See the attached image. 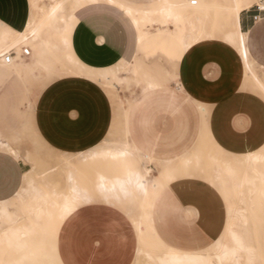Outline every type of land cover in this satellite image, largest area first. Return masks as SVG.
Instances as JSON below:
<instances>
[{"label":"crops","instance_id":"1","mask_svg":"<svg viewBox=\"0 0 264 264\" xmlns=\"http://www.w3.org/2000/svg\"><path fill=\"white\" fill-rule=\"evenodd\" d=\"M166 1L97 0L78 7L74 11L77 21L69 35V48L63 50L73 57L70 60L77 63L79 70L61 71L56 67L51 74L49 66L31 58L30 50L27 56L23 53L17 56L13 51L14 64L0 61V77L9 79L28 74L38 66L45 68L39 75L41 89L32 101L31 113L34 128L49 147L61 153L77 154L78 167L82 163H97V168H114L109 175L94 170L95 191L80 184V168H67L64 188L48 192L34 181L30 169L25 170L10 145L1 139L0 132V202L11 200L26 185H22L23 181L31 179L51 199H58L66 192L75 207L58 230L57 253L62 264H132L138 248L134 220L144 215L147 201L149 225L174 249L204 250L212 242L213 232L224 231L226 205L215 187L200 185L198 180L172 181V190H159L154 197L150 192L146 194L153 181V175L142 169L148 166L146 160L154 156L167 163L174 154L169 150V120L177 122L176 125L184 120L193 122L199 105H211V115L207 118L219 146L243 154L262 143L259 134L234 128L243 114L249 120L263 114L259 112L263 101L254 90V79L245 71V62L234 46L209 39L185 51L177 41L184 52L172 47L166 49L167 53L164 48L159 50L161 62L156 67L135 63L139 45L145 39H168L153 32L163 27L158 9ZM116 2L130 7L131 15L116 6ZM252 4L240 9L238 22L246 34L247 60L261 81L264 11L254 19L257 12ZM233 5V0H208L207 7L214 9L213 14L199 23H226L222 14L230 12ZM29 14V0H0V24L14 31L24 30ZM131 17L151 19L145 26L153 30L150 36L139 38ZM7 37L3 31L0 33L2 54L13 39ZM122 61L125 67L115 76L112 71ZM89 70L95 77L86 79ZM136 70L166 71L173 73V78L165 83L146 80L136 92L132 73ZM126 82L128 87L123 90ZM148 83L154 86L147 87ZM184 110L192 114L190 119L184 117ZM120 136L125 143L110 144L109 141ZM135 158L140 159L138 165L134 164ZM39 254L33 251L32 264H40V259H36ZM19 259L16 264L21 263Z\"/></svg>","mask_w":264,"mask_h":264},{"label":"rangeland","instance_id":"2","mask_svg":"<svg viewBox=\"0 0 264 264\" xmlns=\"http://www.w3.org/2000/svg\"><path fill=\"white\" fill-rule=\"evenodd\" d=\"M168 1L175 2V0ZM44 2H47V0H44ZM253 2L254 0L249 1L248 5ZM213 10V8L207 9V11L201 15V20L207 19V15L213 14ZM222 15V19H225V17L228 18L230 15L229 10ZM70 19H76L75 15L73 14ZM178 23L180 24L179 21L171 20L169 24H173L175 26L174 28L177 29V26H180ZM140 25L143 27V24ZM224 25H226V23H199L198 27L200 31L210 30L215 33L220 32ZM9 30H11L9 27L0 24V33L3 31L5 35L8 36L9 34H7V31ZM151 33L146 36H150ZM11 34V37H15L16 35L15 32H12ZM161 36L167 37L168 39H145L139 45V55L136 57V64H155L154 67H156V64L161 62V54L159 50L163 48L166 53V49H170L171 47L179 50V52H184L178 45L177 40L173 35L161 33ZM163 43L167 44V46H164ZM24 47L31 51V58H34L32 57L33 51L26 42H21L17 46H12L10 44L6 50L7 52L14 51L19 56L23 55L22 48ZM16 51H18V53ZM154 54L155 56H153ZM59 56V60H56V56L53 55L51 61L43 64L50 67L49 69L51 74L55 72L54 70L56 67H58L61 71L62 69L66 71L79 70L80 67L77 63L68 59L65 50H62ZM124 67V65L119 64L116 68H119L121 71ZM44 69L45 68L38 66L28 74H21L13 79L0 77L1 139L10 145L12 151L16 153L17 158L23 163L25 170L27 171L30 169V174L34 181L41 185L46 191H61L64 188V172L67 168H80L82 170L81 179L79 181L80 184L87 186L90 191H95L93 182L95 177L94 170L98 169L103 174L109 175L113 172L114 168L110 166L107 168H97V163H82V165L78 167V162L80 160L77 154H65L52 149L42 140L38 131L34 128L31 113L32 101L34 100L36 93L41 89L42 83L39 80V75H42ZM132 73L135 76L134 80L136 92L140 91L142 84L146 80L154 79L158 82L162 81L165 83L169 82L173 78V73L159 70L148 72L136 70ZM182 75L183 72L181 70V78H183ZM84 77H86V79L94 78L95 73L89 70L87 75ZM260 82L261 84L253 80L256 87L254 90L259 95L258 98L263 101V108L261 107L263 110L261 109L259 111L263 114H258L260 118L250 120L244 118L245 115L243 114V117L234 123V128L236 130H247L253 134L260 135L262 143L257 147V149H247L243 152V154H239L238 152H234L228 148L224 149L219 146L211 133L210 119L207 118L211 115L212 106L201 104L198 107V112L195 114L198 115L195 121L192 122L190 119L192 114L187 113L186 110H184V117H188L190 120L180 121L178 125H176L177 122L174 121L169 120L167 122L169 150L174 153L172 154V159L168 162L169 164L153 156L151 159L146 160L148 166L145 165L142 169L148 170V172L152 175L161 176L159 178L160 181L155 179V183L159 187L158 191L166 189L172 190V181L185 180H198L201 181L198 183L200 185L211 186L213 189L215 187L221 195V201H224L226 205V214H228L227 207L228 209L229 207H233L234 209H243L247 218V233L251 235L252 239L254 238L253 241L255 243L257 240V248H260L259 251H261V254H264V193L261 191L264 189V69ZM127 87L128 84L126 82L122 89L126 90ZM171 106L173 108L175 107L174 104ZM120 109L122 110V105H120ZM261 116H263V118H261ZM230 125H232V123H230ZM119 138L120 139L109 141L110 144L126 142V140L121 136ZM253 154L262 155L263 159L253 161L249 158L250 155ZM134 160V164L138 165L140 163V159L135 158ZM100 163H102V161ZM226 164L231 165L234 169V172L237 174L235 178H229L222 175L215 176L216 171H225L224 169ZM164 171H166V173L170 171L168 174L172 177L170 175L166 177ZM219 179L225 187L219 188V186H217L220 185L218 184ZM228 179H240L242 182L240 184L241 186L239 185L236 190L231 189L228 187L230 182L222 181ZM247 179L249 182H246ZM25 184L26 181L24 180L22 185ZM187 184L190 183H184L183 185ZM154 195H152V197H154ZM241 196L245 197L243 202L240 200ZM60 198H58V201L61 200ZM22 206L23 200L17 196H13V198L9 201L8 208L11 211L12 216H15L16 218V221L13 222L14 225L27 223L26 218H29V215L28 212L22 208ZM146 210L149 211L148 204L146 206ZM227 216L226 219H228L224 228L230 227V222L233 219V216ZM137 218H139V216H137ZM59 227L60 225L58 226L56 233H54L55 235H52L53 233L44 234L36 231L35 233L22 237L11 247H7L1 251L0 264H16V261H18L19 258V260H21L20 264H32L34 259L33 251L40 252L39 256L36 255V259H40V264H62L57 253V235ZM140 227L145 228V225L142 223ZM146 232L145 230L144 232L137 231L138 252L136 253L135 261L132 264H156L157 262L149 258L147 254L157 255L172 249L174 251V248L168 245L166 246L160 237L156 235L157 233L153 231V227H151L149 223ZM224 232L226 231H223V233ZM140 234L143 236L142 239ZM156 237L159 241L157 240L154 242ZM22 245H25L24 248H20ZM18 247L20 249L16 250L15 248ZM175 250L177 251V249ZM208 251L210 250L206 247V250L204 249L197 252L208 253ZM41 253H43V256ZM213 258L214 257L211 256V259Z\"/></svg>","mask_w":264,"mask_h":264},{"label":"bare ground","instance_id":"3","mask_svg":"<svg viewBox=\"0 0 264 264\" xmlns=\"http://www.w3.org/2000/svg\"><path fill=\"white\" fill-rule=\"evenodd\" d=\"M29 1H30V14L24 30L17 32L11 29L7 31V34H9L7 38L11 37L12 32H15L16 35L15 37H11L13 39L12 41H10L11 42L10 44L12 46H17L21 42L24 43L26 42L33 51L32 57L35 58V62L44 64L48 61H51L53 55L56 56V60L57 59L59 60L60 52L63 49L68 48L69 35L73 26L77 21L76 19H70L73 16L74 11L83 4L95 2L97 0H47V2H44V0H29ZM106 1L109 3H114V0H106ZM197 1H198L197 6L196 5L191 6L190 0L188 1L181 0L180 2H177L176 0L175 2H169L167 0L158 9V12L162 17L161 20L163 22L164 27H162L161 29H159L160 27L155 28L154 31L153 30L152 31L153 32L158 31L160 33L173 35L175 39L185 49V51H189L195 44L209 39H219L222 42L228 43L234 46L238 50L241 57L243 58L245 62L244 64L245 71L250 72L254 81L261 84L259 78L252 71L251 65L247 60L248 57H247V49L245 43L246 34L240 30V26L238 22V13L240 9L242 7H246L249 1L251 0L249 1L233 0L234 5L230 9V15L229 17L227 16L228 18L224 19L226 25L223 26L220 32H215V33L214 31H210V30L209 31L199 30L198 25L199 22L202 21L201 15L204 14L208 9L207 7L208 0H197ZM122 4L119 3L116 6L123 7L124 12L127 15H131L132 9L127 5L123 6ZM228 6L229 5H227V7ZM222 13L223 12L221 11V14ZM131 20L136 26V29L139 33V38H142L143 36L152 32L149 29L146 28L144 29L146 23L151 22V19L142 17L139 20L138 17L137 18L131 17ZM171 20L179 21L180 24L179 23L178 24L180 26H177V29H175L174 28L175 26L173 24L171 25L169 24ZM140 24H143V27H141L142 25ZM24 48H22V53ZM16 52L18 53V51ZM2 53H3L2 50H0V61L2 60V62L5 64L15 63L13 57L9 62H6L4 60L5 53L4 54ZM28 54H29V49H28ZM28 54H24V55L27 56ZM67 57L69 60L73 59L72 56L67 55ZM120 64L125 66L124 61H122ZM119 73H120L119 68H115L112 71V74H114L115 76H118ZM147 86L151 88L154 85L148 83ZM249 158L252 159L253 161H257L263 159V156L258 154H253L250 155ZM169 161L170 159L167 161V163ZM224 170H225L224 172L216 171L215 176L222 175L229 178L232 177L235 178V176H237V174L234 172V169L229 164L225 165ZM164 172L166 177L170 175L168 174L170 173V171L168 173H166V171ZM145 173H148V170H146ZM155 177L156 176L153 175V179H152L153 181L146 193L149 195L150 192L151 197L158 191L159 188L158 185H156L155 183V179H157ZM222 181L230 182L228 187L234 190H236L239 187V185L242 183L240 179L238 180L228 179ZM246 182H249V180L247 179ZM218 184H220L217 185L219 186V188L225 187L224 184L221 183L220 179L218 180ZM261 191L264 193V189H262ZM61 195H62L60 196L61 198L59 197L61 199L60 201H58V199L55 198L50 199L49 195L45 193L38 185H36L31 179H27L26 185L22 188L21 192L18 193L16 196H18L19 198H21V200H23L22 208H24L28 212L29 218H26L27 223L16 224V225L13 224V222L16 221V218L15 216H12L11 211L8 208V204L10 200L1 201L0 202V253L1 251H3V249L7 247H11L13 244L18 242L22 237L35 233L36 231H39L40 233H44V234L53 233L52 235H55L54 233H56L58 226L61 224L63 219L66 217V215L69 214L73 209H75L69 197L67 196L66 192L62 193ZM244 198H245L244 196L240 197L241 202H243ZM146 204L148 203L146 202ZM139 209L141 210V208ZM227 210H228L227 211L228 214H226V216L227 215L233 216V219L230 222L231 226L228 228H224V231H226L224 233L223 232L213 233L214 238L212 242L207 246V249L210 250L208 251V253L207 252L201 253L197 251L196 252H186V251H178V250L176 251L175 249L173 251L172 249L162 254H157V255L147 254L148 257L155 260L157 262L156 264H264V260H263L264 254H261V251H259L260 248L259 249L257 248V240L255 243L253 241L254 238L252 239L251 235L247 233V218L245 216V213L243 212V209L241 208L234 209L233 207H229L228 209L227 207ZM141 211L143 212V210ZM149 217H150V213L149 211L146 210L141 218L139 217L134 220L138 232H144V230L146 232V229H148V223L150 222ZM142 223L145 225V228L143 227L144 229L140 227ZM142 238L143 236H141V239ZM157 240L158 239L156 237V239H154V242ZM137 252H138V248H137ZM211 256L214 257L213 258L214 260L211 259Z\"/></svg>","mask_w":264,"mask_h":264},{"label":"built area","instance_id":"4","mask_svg":"<svg viewBox=\"0 0 264 264\" xmlns=\"http://www.w3.org/2000/svg\"><path fill=\"white\" fill-rule=\"evenodd\" d=\"M191 5H195L197 3V0H190ZM252 7L255 9V11L257 12L253 18L257 19L259 17V13L264 11V0H254ZM14 52L13 51H9L7 53H5L4 55V60L6 62H9L11 60V58L13 57L12 54ZM23 53L24 54H28V49L24 48L23 49Z\"/></svg>","mask_w":264,"mask_h":264}]
</instances>
